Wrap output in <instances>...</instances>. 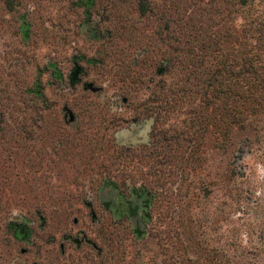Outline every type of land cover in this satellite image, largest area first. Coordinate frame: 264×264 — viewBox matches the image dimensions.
Wrapping results in <instances>:
<instances>
[{
	"label": "rangeland",
	"instance_id": "1",
	"mask_svg": "<svg viewBox=\"0 0 264 264\" xmlns=\"http://www.w3.org/2000/svg\"><path fill=\"white\" fill-rule=\"evenodd\" d=\"M223 5L0 0V264H264V112L171 108Z\"/></svg>",
	"mask_w": 264,
	"mask_h": 264
},
{
	"label": "trees",
	"instance_id": "2",
	"mask_svg": "<svg viewBox=\"0 0 264 264\" xmlns=\"http://www.w3.org/2000/svg\"><path fill=\"white\" fill-rule=\"evenodd\" d=\"M223 1L225 13L229 10L226 4L242 6L247 2ZM261 1L264 8V0ZM229 36H232L230 46ZM200 48L203 50L201 59L204 58L205 62L195 73L196 80L189 81V86L181 88L186 91L185 94L175 97L171 90V108L178 100H185L194 112L197 107L206 106L204 119L214 114L217 125L223 129L221 134L228 136L235 129L249 126L255 110L264 112V14H255L247 25L239 26L234 34L228 32L226 26L218 34L205 32ZM172 59L174 56L171 55ZM231 60H234L233 64ZM233 73L234 76H231ZM208 106L213 109L208 110ZM220 147L222 151L226 149L223 145Z\"/></svg>",
	"mask_w": 264,
	"mask_h": 264
},
{
	"label": "water",
	"instance_id": "3",
	"mask_svg": "<svg viewBox=\"0 0 264 264\" xmlns=\"http://www.w3.org/2000/svg\"><path fill=\"white\" fill-rule=\"evenodd\" d=\"M67 113H68V120H72V118H73V114H72V112L68 109L67 110ZM75 220V219H74Z\"/></svg>",
	"mask_w": 264,
	"mask_h": 264
}]
</instances>
